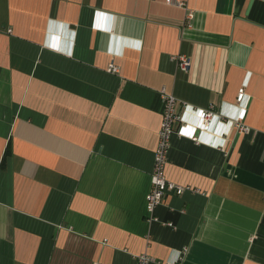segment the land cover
I'll list each match as a JSON object with an SVG mask.
<instances>
[{"label": "crops", "instance_id": "crops-1", "mask_svg": "<svg viewBox=\"0 0 264 264\" xmlns=\"http://www.w3.org/2000/svg\"><path fill=\"white\" fill-rule=\"evenodd\" d=\"M180 1L0 0V264H264V0ZM239 87L249 132L171 136L147 221L159 92L231 120Z\"/></svg>", "mask_w": 264, "mask_h": 264}, {"label": "built area", "instance_id": "built-area-1", "mask_svg": "<svg viewBox=\"0 0 264 264\" xmlns=\"http://www.w3.org/2000/svg\"><path fill=\"white\" fill-rule=\"evenodd\" d=\"M166 5L176 8H184V3L180 0H165ZM192 19L190 13L185 15V25L189 26ZM177 68L180 71L186 72L189 68V60L183 56L174 58ZM108 71H115L113 67H109ZM162 102V112L160 115L159 126L156 134V145L153 151V161L150 173V188L144 197L145 217L147 221L154 222L156 219L153 216L155 208L161 203L163 197L167 195L179 196L186 187H182L167 181L164 177V166L166 164L167 152L171 136L185 138L193 143H204L206 138L202 136H209L214 123L222 129L230 127L234 130L236 135H243L249 132V128L242 122L245 106L247 104L244 87H239L235 95V106L239 110V114L235 119H225L217 115L213 111L212 105L206 109H198L188 105H182L181 113L175 112L176 100L171 94L165 93L163 90L159 92ZM192 118L189 119L187 115ZM220 131L216 134L219 135ZM221 136V135H219ZM169 226V225H167ZM152 260L146 255H138L135 257V264H149ZM96 264V263H94ZM174 264V263H166Z\"/></svg>", "mask_w": 264, "mask_h": 264}]
</instances>
